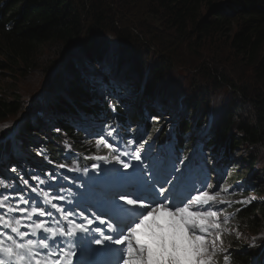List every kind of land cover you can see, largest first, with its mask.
I'll list each match as a JSON object with an SVG mask.
<instances>
[{"label": "trees", "instance_id": "16d2710c", "mask_svg": "<svg viewBox=\"0 0 264 264\" xmlns=\"http://www.w3.org/2000/svg\"><path fill=\"white\" fill-rule=\"evenodd\" d=\"M136 3L140 0H0V70L8 73L11 81L2 87L4 75L0 74V122L22 114L14 139L0 145L2 150L13 152L14 157L15 148H31L54 168L64 165L93 181L89 171L96 162L79 164L91 156L114 155L101 140L102 125L116 128L121 136L132 135L124 122L134 103L123 100L131 92L157 104L182 102L192 120L186 117L181 121L179 137L191 130L194 120L207 124L210 116L206 112L214 111L205 146L227 158L235 148L245 147L248 152L242 159L252 168L264 147V0H149L144 12L149 17L144 19L146 27L153 21L189 43L193 54L199 56L206 44L222 42L221 47L226 46L234 59H239V67L253 73L248 77L245 70H239L243 76L237 77L223 64L202 60L183 71L185 77L180 75L183 86L179 82L177 86L164 85L171 80L170 53L147 68L143 52L149 50L146 34L164 43L159 34L142 31L140 22L131 23L130 28L117 27L122 13ZM135 26L141 31L140 37L132 32ZM107 38L115 39L118 50L110 56L111 68L101 75L96 69L108 54ZM46 43H51L47 58L41 50ZM38 68L50 72L39 90L41 96L34 97L36 87L25 101L18 82L35 77L32 71ZM193 76L201 77V81ZM98 85H103L104 91ZM223 88L233 93V99L216 107L214 102ZM196 89L200 97L194 95ZM110 104L115 106V114ZM88 128L92 134L88 135ZM179 144L182 146V140ZM15 168L13 178L17 183L25 176L20 165ZM243 168L240 165L237 173ZM36 174L38 181L46 184V178L54 172L39 170ZM7 186L0 180V191ZM95 186L103 189L102 185ZM233 211L242 229L264 239V202H239ZM232 251L229 264H251L252 258L264 264L263 247L256 252L247 246Z\"/></svg>", "mask_w": 264, "mask_h": 264}, {"label": "snow or ice", "instance_id": "6c2138e0", "mask_svg": "<svg viewBox=\"0 0 264 264\" xmlns=\"http://www.w3.org/2000/svg\"><path fill=\"white\" fill-rule=\"evenodd\" d=\"M110 108L115 114V106L110 104ZM152 119L158 120L159 117ZM105 135L106 140L101 136L104 146L117 154L111 158L91 157L96 161L91 164L92 180L104 189L103 198L90 206L95 210L82 207L79 198L75 203L67 201L62 188L57 203L47 209L38 195H30L28 199L26 194L4 196L0 200V212H13L27 218L23 225L21 219H16L14 226L0 216V264L12 261L15 264H61L63 256L69 255L64 247L65 241L79 247L77 241L82 238L86 244L96 246H104L106 242L123 246L119 264H216L214 257L218 253H227L228 249L223 247L218 212L213 209L218 203L228 202L217 201L219 191L210 194L207 189H213L214 185L208 182V177L199 181L197 186L189 174L190 158H187L188 162L181 159L179 166L173 162L165 167L149 160L143 147L147 141L142 138L138 147L135 138L127 145L121 144L115 139L118 130L114 127ZM11 171L15 172L16 168ZM59 179L64 176L52 174L48 187L53 188V182ZM23 185L27 186L28 180H23ZM12 190L15 191V187ZM31 193L36 194L37 188H31ZM8 200L16 201L14 207L5 206ZM30 201L37 206L31 207L29 213ZM227 222L225 217L224 223ZM53 223H62L63 226L57 229L50 226ZM8 230L19 240L8 235ZM236 235L239 238L240 233ZM5 237L11 241L10 245L5 244ZM255 239L253 237L249 248L264 247L257 245ZM37 241L39 252L34 251ZM97 250L92 249L93 252ZM42 255L48 259L38 258ZM70 255L76 257L77 253ZM223 260L228 264L229 255L225 254Z\"/></svg>", "mask_w": 264, "mask_h": 264}, {"label": "rangeland", "instance_id": "374dc122", "mask_svg": "<svg viewBox=\"0 0 264 264\" xmlns=\"http://www.w3.org/2000/svg\"><path fill=\"white\" fill-rule=\"evenodd\" d=\"M149 0H140V3H136L132 9H129V11H125L122 13L123 19H121L119 22L118 28H123L128 26L130 28L131 23H139L141 24V30L142 31H148L153 30L154 35L159 34L161 38L165 41H161L157 38H152L151 35L146 34V40L149 42L147 44L149 50H144V56L147 68H149L151 65H153L155 62H157L161 55L165 56V53H170V57L172 60H170L171 63H173L172 69H171V80L165 82L164 85L174 84L177 86V82L180 86H183V83L180 82L185 77V74L183 71L191 70V67H194L197 65V63L201 62L202 60L208 61V63L212 65L221 66L220 64H223L224 69L226 68L227 71L235 72L237 77H242L243 74L240 73V71L245 70L247 73L246 76H253L252 70L249 68L247 69H241L237 63H239V59H234L232 53H230L229 49L224 46L221 47L223 44L222 42L211 44L208 43L203 47V51H200V56L194 55L193 48L189 47V43L183 42L180 38L175 37L170 31L167 32V30L163 27H158L157 24H155L153 21L151 23H148L149 27H146V21L144 19H148L149 17L144 14L145 7L148 5ZM132 32L140 37L141 31L138 30V27L135 26L132 29ZM107 45H108V54L105 57L104 61L100 65V67H97V72L101 75H104L107 70L111 68L112 58L110 56H113L115 52L118 50V43L115 41V39L107 38L106 39ZM210 42V41H209ZM152 44V45H150ZM50 46L51 43H46L41 47L42 52H44V55L47 56L50 54ZM221 47V50L219 51V54L217 53V48ZM96 68V67H94ZM40 68L36 69L35 71H32V74L35 75L31 77H27L22 79L20 82H18V88L19 91L24 97L25 101L28 100L29 94H32L34 89L37 87V93H35L34 97L41 96V93L39 94V90L42 86V83L44 82L46 76L49 72H42L39 71ZM240 70V71H239ZM100 71V72H99ZM96 72V74H97ZM193 72V71H190ZM0 74L4 75V79L2 80V87L7 86L10 81L8 73H6L3 70H0ZM179 75V78L177 80V76ZM96 76V75H95ZM99 78V77H96ZM191 78H196L199 82L201 81V77L193 76ZM99 81V80H98ZM188 84V83H187ZM100 85V84H99ZM99 88H103L102 86H99ZM182 89V88H180ZM183 90V89H182ZM194 95L201 96V94L198 95V90H194ZM33 97V98H34ZM156 99L158 97H155ZM233 99V93L227 90L226 88H223L219 94L217 95V100L214 102V105L216 107L223 106L226 103H229ZM124 101H130L134 103L132 112L135 111V119L139 120H145V126L143 128V131L138 135V139L141 140V138L144 141H147L146 147H151L154 151L157 152H164L167 148H169V142L164 140V137H159V132L161 133H171L174 132L179 136L181 134V131L179 130V125L182 120H184L186 117L190 118L189 111L185 108L182 102L178 101L176 104H172L169 102L166 106L162 107L159 105H156L154 102L147 101L145 102L143 98L141 97V94L135 97V94L127 92V95L123 99ZM158 103V101H157ZM33 102L31 101L27 107H32L31 105ZM145 105L147 109L141 108ZM178 105V106H177ZM171 106H176L175 108H171ZM25 112V111H24ZM131 112V113H132ZM211 112H206V115H209L211 118L213 116L211 115ZM154 114H157L159 119L154 120L152 117ZM22 115V114H21ZM21 115H18L16 117H11L5 121L0 122V133L3 135H0V145H7L12 142V138L16 135L17 129H18V122L21 118ZM206 119L207 125L204 123V121L201 122V124H198L196 120H194L191 125V130L184 134L183 143L187 144L188 146L192 147L191 150L188 152V158H190V161H194L193 154L195 152V147L197 145H200V154L199 156L200 165L194 166L191 165L192 168L196 167H204L206 166L205 162L208 161V164L211 165L209 170L206 172L208 176V182L212 183L214 185L213 189H207L210 194H215L216 191L220 192V195L217 197V201H227L228 203H218L213 210H216L218 212L219 217V223L221 224V233H222V241H223V247L225 249L231 250L232 248H235L236 250H241L242 247H248L250 244L253 243V237H255V243L257 245L264 246V239L261 235L258 233L251 232L248 229H242L237 221L234 220V211L233 208L238 202H248L250 203L254 202H264V147L259 150V157L257 160V163L252 167L248 168L247 163L243 161L242 157L248 152L247 148L239 146L235 148L232 153L231 157L227 158L225 157L221 152H217L214 150H210L208 147L205 146V142L207 140L208 135H205V129L208 130L209 133V125L212 123L211 118ZM192 120V119H191ZM135 121V120H134ZM133 121V122H134ZM153 121V123L150 125L149 123ZM160 122V123H159ZM206 125V127H205ZM151 126L154 128V130H151ZM171 127L173 130L171 131ZM194 129V130H193ZM151 132H150V131ZM183 135V134H182ZM191 136V137H190ZM15 141V140H14ZM202 141V142H201ZM198 142V143H197ZM201 142V143H200ZM182 143V144H183ZM2 146H0V159H3L0 161V180L10 185L14 182L13 174L15 172H12V167L15 166V163H18L20 158H14L12 156L13 152L9 150H2ZM146 148V149H147ZM179 148V147H178ZM31 151V152H30ZM25 153V164L21 165V170L24 172V176L26 178L18 179L20 183L23 180H28L30 183L34 184L36 187H41L40 184H38L37 174L36 172L39 170L42 171H53L54 174L62 175L65 177V175L61 172H59L56 169V166L54 168V165L50 162H48L45 158H41L39 155H36V153L33 152V149L26 148L24 149ZM29 155V156H28ZM11 157V159H9ZM201 157V158H200ZM150 159V158H149ZM211 159V160H210ZM152 161V159H150ZM203 163V164H202ZM13 164V166H12ZM217 164V165H216ZM240 165H242L245 170H242V172L237 173L240 168ZM47 168V169H44ZM30 171H33L31 173ZM19 172V171H18ZM17 172V173H18ZM240 177V178H238ZM50 178V177H49ZM221 183H220V182ZM59 188L65 190L66 192L69 191L70 187L66 185V182L64 179H59ZM18 183V185L20 184ZM17 185V184H16ZM88 190V189H86ZM245 192V193H244ZM64 195V194H63ZM67 201H71L73 203L76 202V198H73L70 200L68 196H65ZM51 202L48 204H45V208L50 207L52 203H57V195L54 193L49 196ZM86 199L89 200V205H94L98 203V200H91L87 195L85 196ZM35 205L31 204L28 206V212H31V207ZM57 207H59L57 205ZM196 210V209H194ZM99 214V213H98ZM225 217L227 218L228 222L224 223ZM33 220H35V217H33ZM27 222L26 217H22V225ZM14 225V224H13ZM51 227H56L57 229L59 227H62L63 224H51ZM21 229H24L23 227ZM237 232L240 233L239 238H237ZM261 233V232H259ZM8 235H14L10 232V230L7 231ZM5 239V244L10 245L11 241H8ZM75 239V238H73ZM77 244L80 246L77 247L75 244H72L70 247V244L68 241H65L64 247L65 250L70 253L71 250H83L85 252V255L90 253V245L86 244L85 240L82 238L81 241H77ZM82 248V249H81ZM249 248V247H248ZM258 248V247H257ZM257 248H249V250L256 252ZM261 248V247H259ZM264 248V247H263ZM34 251L39 252L40 246L37 244V246L34 248ZM230 252L227 253H221L222 256L225 254L229 255V259L231 258ZM41 259H48L47 256L42 255ZM67 256H63L61 261L66 262ZM216 260V264H225L223 258H221L220 254H217L216 257H214ZM251 260L253 262H251ZM250 260L251 264H263L262 261L259 259L257 261L256 258H252ZM229 262V261H228ZM10 264H12L10 262ZM75 264V261H74ZM229 264V263H228Z\"/></svg>", "mask_w": 264, "mask_h": 264}, {"label": "bare ground", "instance_id": "6f19581e", "mask_svg": "<svg viewBox=\"0 0 264 264\" xmlns=\"http://www.w3.org/2000/svg\"><path fill=\"white\" fill-rule=\"evenodd\" d=\"M99 90L101 92L104 91V87L102 89L99 88ZM145 102H147V101H145ZM159 104L156 103V105H159V106L164 107L165 105H163V104H166L167 105L168 103L163 102V103H159ZM141 108L147 109L145 107V105H143V107H141ZM135 114H136L135 111H133L132 113L126 114V117H125V121L126 122H124V124L131 129L132 135L130 137H124V136H121L120 135V137L123 138V140H125L127 142H129L130 140H132L133 138H135L137 140V142H138L137 143V146H138V145H140L139 144V141L140 140L138 139V135L143 131V128L145 126V120H142V121L139 120L138 121L137 119H135ZM152 123H153V121H151L149 124L151 125ZM206 125H205V127H206ZM151 130H154V128L152 126H151ZM172 130H173V128L171 127V131ZM180 131H181V129H180ZM208 134H209L208 133V130L205 129V135H208ZM159 137L160 138L164 137V140H166L167 142H169V148H167L164 152H157V151H154L151 147H148L147 148L146 145L143 146L144 149L147 151L150 159H152V161H156L158 163H162V165L165 166V167L171 166V164L173 162H175L177 164V166H179V161L181 159H185L186 162H188V160H187L188 156L187 155H188L189 150H191L192 147L188 146L187 144H185L183 142H182L183 144H181L182 146H180L179 140H182L183 141V138H182L183 136H180L179 137L174 132L166 133V134L159 132ZM200 148H201L200 145H197L195 147V152L193 154V158H194L195 164H194L193 161H191L190 168H189V174H190L191 177L200 176L199 171H201L202 173H204L206 175V177L209 176L206 172L209 170V168L211 167V165L208 164V161L207 160L205 162H203V163L206 164V166H204V167L199 166V167H196V168H192L191 169V165L197 166V165H200L201 164L200 159H199V156H201V155H199L200 154V151H201ZM25 149H26V147H25ZM105 150H106V148H105ZM89 155H90V153H89ZM91 157H94V156H91ZM91 157L87 161H85V160H84V162L81 161L79 165L84 164V163L96 162L94 159H91ZM24 164H25V162L24 163H20V166L21 165H24ZM89 172L91 173V175H93V172L92 171H89ZM79 175L81 177H83V175L81 173H79ZM46 179H47L46 180L47 181L46 184H42V183H40L38 181V184H40L41 187H36L34 184L30 183V181H28V185L25 186V185H23V181L20 183L21 180H19V182L16 183L17 185L15 184V186H14L15 187V191H12L11 194H12V196H17V195H20V194H26L25 195V198L28 199L30 195L33 196V197H35V195H37V193L39 194V190H41V191H44L45 193H48V196H50V195H52V192H53L54 187L51 188V189L48 187V184L51 181V177L50 178L47 177ZM18 183H20V184L18 185ZM53 183L55 185V182H53ZM33 187L37 188V193L36 194H32L31 193V189L30 188H33ZM92 187H95V185L93 183L87 186L88 189H91ZM3 199H4V197L3 198H0V200H3ZM8 201H10L12 204L11 205H6V207H8V208L14 207L16 201H14V200H8ZM31 204L35 205L34 203H32L30 201L29 205H31ZM35 206H37V205H35ZM0 216H3L5 219L10 220L13 224H15V220L16 219H21V221H22V217L19 214H16V213H13V212H7V214H5L4 212H0ZM228 252L232 253L230 250H228ZM70 254L68 255L69 256V259H68V261H66V264H74V257L72 258ZM85 257H86L85 252L79 253L77 262L81 261ZM251 262H253V261L251 260ZM11 263L12 264H15V261H12Z\"/></svg>", "mask_w": 264, "mask_h": 264}]
</instances>
